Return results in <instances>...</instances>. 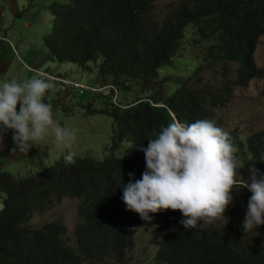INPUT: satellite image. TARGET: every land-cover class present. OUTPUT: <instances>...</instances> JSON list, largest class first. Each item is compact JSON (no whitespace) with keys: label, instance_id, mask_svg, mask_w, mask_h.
<instances>
[{"label":"trees","instance_id":"16d2710c","mask_svg":"<svg viewBox=\"0 0 264 264\" xmlns=\"http://www.w3.org/2000/svg\"><path fill=\"white\" fill-rule=\"evenodd\" d=\"M160 1L49 2L53 19L41 38L48 57L79 66L100 60L99 75L119 89L126 105L101 108L112 129L101 155L86 152L68 164L61 154L26 175L0 169V264H127L126 256L139 252L135 247L152 264H264V240L251 239L243 229L207 236L205 227L185 229L178 210L150 213L152 219L145 221L123 202V184L141 178L146 170L142 149L161 126L173 122L170 113L185 124L212 119L224 129L209 107L220 106L229 87L207 93V99L178 79L172 93L152 89L172 76L155 78L160 66H170L188 26L193 43L206 42L202 61L207 65L220 62L224 75L228 62L238 63L235 80L229 81L233 86L264 77L253 59L264 34V0H173L155 10ZM225 131L238 148L237 158L246 162L251 155L250 163L264 170V128L249 129L242 137L235 128ZM120 145L127 147L122 151ZM63 197L77 200L73 242L61 221L28 226L31 213ZM159 223L150 249L135 240L137 229Z\"/></svg>","mask_w":264,"mask_h":264},{"label":"rangeland","instance_id":"374dc122","mask_svg":"<svg viewBox=\"0 0 264 264\" xmlns=\"http://www.w3.org/2000/svg\"><path fill=\"white\" fill-rule=\"evenodd\" d=\"M52 0H0V34L6 40L0 42V83L15 79L18 82L30 79L37 75L47 78V75H61L71 79H78L83 82L107 85V76L98 73V62H89L85 66H79L71 62H59L46 56L41 38L50 30L53 16L48 9ZM67 2L68 0H57ZM173 0H162L154 6L158 10L160 6ZM160 17V16H159ZM188 26L183 38L179 41L177 53L172 58L170 66L162 65L157 69V75H172L159 85L152 87L153 90L164 93H172L177 85L174 80L181 81L184 87L194 90H202L204 98L207 93L220 94L224 87L230 88V93L223 95L222 104L215 105L209 110L222 119L224 129L235 128L240 134L249 129L264 128V77L252 78L246 86H233L231 82L236 77L237 62H228L226 73L222 75L223 65L215 62L207 65L202 61L206 42L193 43L189 39L191 32ZM253 59L257 67L264 68V34L259 37L256 48L253 52ZM54 87L47 93V101L51 103L54 117L61 126L76 129L77 140L72 145L71 151L75 155L84 153L101 155V152L108 148L109 136L111 134V117L101 108L109 107L108 102L100 94L90 93L78 94L69 87H65L57 79H50ZM125 96V95H124ZM118 98L120 95L118 93ZM129 96H125V101ZM12 130H8L0 143V169L11 171L17 175L34 173L42 166L52 163L61 154H67L57 146L54 137L49 136L45 141L29 148L27 152L20 151L12 139ZM127 145H120L119 150H124ZM253 162L246 161L244 168H252ZM257 179L259 174L257 172ZM77 200L63 197L54 200L53 205L48 209L31 213L28 219V226L40 227L51 221H61L67 227L68 240L74 241L73 227L76 223L75 206ZM1 207V198H0ZM247 206L240 207L236 213L237 223L243 227ZM230 217V213L228 214ZM155 223V222H154ZM161 223L153 225L148 229H137L134 238L137 242L150 249V243L154 242L152 231L160 227ZM251 239L260 238L264 232L257 228L248 231ZM138 253L126 256L127 264H152L147 260L144 250L134 248ZM102 264H114L106 260ZM124 264V263H120Z\"/></svg>","mask_w":264,"mask_h":264},{"label":"clouds","instance_id":"9594fccd","mask_svg":"<svg viewBox=\"0 0 264 264\" xmlns=\"http://www.w3.org/2000/svg\"><path fill=\"white\" fill-rule=\"evenodd\" d=\"M5 40L0 34V42ZM47 78L57 79L78 94H100L110 106L126 105L118 98L119 89L110 82L87 84L53 73ZM47 78L37 75L22 82L11 79L0 83V143L9 129L16 148L24 152L52 136L58 147L67 150L65 162L72 164L75 153L71 149L77 132L62 127L54 117L51 103L46 102L54 85ZM73 81L106 88L79 92ZM170 114L173 122L161 126L156 137L149 138L147 147L142 149L146 170L141 178L123 184L126 209L145 221L152 219L150 213L178 210L184 217L180 223L185 229L205 227L207 236H220L234 228L247 233L256 228L264 232V170L254 165L249 170L244 168L245 161L237 158L238 148L230 133L217 126L215 120L198 119L185 124ZM252 159L249 155L247 161ZM241 168L243 172L239 173ZM244 206L247 211L241 227L236 213ZM260 239L264 240V235Z\"/></svg>","mask_w":264,"mask_h":264},{"label":"built area","instance_id":"2783aa9c","mask_svg":"<svg viewBox=\"0 0 264 264\" xmlns=\"http://www.w3.org/2000/svg\"><path fill=\"white\" fill-rule=\"evenodd\" d=\"M72 84L75 88H77L79 90V92H83L85 90H91L92 91V90H98V89L106 88V86L101 87V88H93L91 86L80 84V82H77V81H73Z\"/></svg>","mask_w":264,"mask_h":264}]
</instances>
